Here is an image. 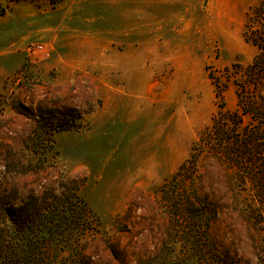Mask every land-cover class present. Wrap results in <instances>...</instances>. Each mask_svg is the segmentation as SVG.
I'll return each instance as SVG.
<instances>
[{
  "label": "rangeland",
  "instance_id": "374dc122",
  "mask_svg": "<svg viewBox=\"0 0 264 264\" xmlns=\"http://www.w3.org/2000/svg\"><path fill=\"white\" fill-rule=\"evenodd\" d=\"M149 1L0 0V235L6 196L56 201L63 223L21 239L23 261L264 264L252 196L219 157L174 177L219 106L236 108L222 76L254 57L243 32L261 0H177L151 24ZM249 177L264 179L255 160Z\"/></svg>",
  "mask_w": 264,
  "mask_h": 264
},
{
  "label": "trees",
  "instance_id": "16d2710c",
  "mask_svg": "<svg viewBox=\"0 0 264 264\" xmlns=\"http://www.w3.org/2000/svg\"><path fill=\"white\" fill-rule=\"evenodd\" d=\"M243 37L245 42L255 48L254 57L245 66L235 63L225 67L226 74H222L234 86L236 108L226 111L223 106H219L209 126L192 144L188 160L179 166L174 177H180L184 181L191 179L192 169L196 166L200 153L207 152L219 157L236 176L235 182L241 184L244 191L252 196L254 207L249 208L250 216H253L255 225L263 227L260 232L264 234V179L241 178L245 165H251L253 160L264 168V0L248 11ZM214 85L216 97H221L227 86L218 80ZM4 200L3 216L8 232L5 239L0 235V264H52L39 250L33 256L24 251L23 261L18 245L24 239L27 241L28 251L33 248L35 239L47 240L48 231L63 225L57 220L58 203L51 201L42 204L34 195L20 207L14 205L10 196H6ZM262 244L260 258L264 262V242ZM34 256L38 259H34Z\"/></svg>",
  "mask_w": 264,
  "mask_h": 264
},
{
  "label": "crops",
  "instance_id": "0c3cea01",
  "mask_svg": "<svg viewBox=\"0 0 264 264\" xmlns=\"http://www.w3.org/2000/svg\"><path fill=\"white\" fill-rule=\"evenodd\" d=\"M176 1L177 0H158L155 6L151 4V1L145 2L143 4L144 22L151 24L152 17H161L163 9L166 11L167 19L169 18L170 21H173L177 12Z\"/></svg>",
  "mask_w": 264,
  "mask_h": 264
},
{
  "label": "built area",
  "instance_id": "2783aa9c",
  "mask_svg": "<svg viewBox=\"0 0 264 264\" xmlns=\"http://www.w3.org/2000/svg\"><path fill=\"white\" fill-rule=\"evenodd\" d=\"M44 46L42 44H39V43H36V44H31L29 47H28V53L29 55L33 56L35 55L36 53H41V52H44Z\"/></svg>",
  "mask_w": 264,
  "mask_h": 264
}]
</instances>
